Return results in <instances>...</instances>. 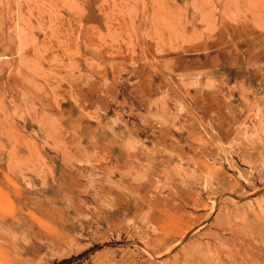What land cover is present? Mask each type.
<instances>
[{"label": "rangeland", "instance_id": "1", "mask_svg": "<svg viewBox=\"0 0 264 264\" xmlns=\"http://www.w3.org/2000/svg\"><path fill=\"white\" fill-rule=\"evenodd\" d=\"M0 264H264V0H0Z\"/></svg>", "mask_w": 264, "mask_h": 264}]
</instances>
